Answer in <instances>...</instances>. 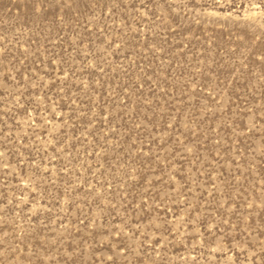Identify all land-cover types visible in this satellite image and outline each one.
<instances>
[{
	"label": "rangeland",
	"instance_id": "1",
	"mask_svg": "<svg viewBox=\"0 0 264 264\" xmlns=\"http://www.w3.org/2000/svg\"><path fill=\"white\" fill-rule=\"evenodd\" d=\"M0 264H264V0H0Z\"/></svg>",
	"mask_w": 264,
	"mask_h": 264
}]
</instances>
